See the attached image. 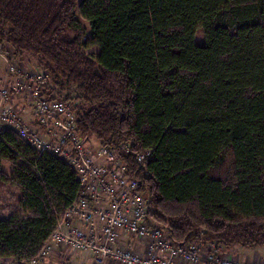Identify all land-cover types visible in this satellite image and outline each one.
I'll return each instance as SVG.
<instances>
[{
  "label": "trees",
  "instance_id": "obj_1",
  "mask_svg": "<svg viewBox=\"0 0 264 264\" xmlns=\"http://www.w3.org/2000/svg\"><path fill=\"white\" fill-rule=\"evenodd\" d=\"M0 46L75 102L78 134L117 150L173 242L264 245V0H0ZM0 188V264L35 257L80 194L11 130Z\"/></svg>",
  "mask_w": 264,
  "mask_h": 264
},
{
  "label": "built area",
  "instance_id": "obj_2",
  "mask_svg": "<svg viewBox=\"0 0 264 264\" xmlns=\"http://www.w3.org/2000/svg\"><path fill=\"white\" fill-rule=\"evenodd\" d=\"M48 73L38 66L16 63L0 46V134L14 131L38 154L56 155L73 168L80 194L58 217L54 230L38 254L26 264L42 262L54 248L67 246L90 251L94 264H199L201 253L209 264H260L224 259L220 246L210 243L185 247L166 230L146 221L147 200L139 181L126 173L114 148L94 146L77 132L75 102L46 93ZM152 149L137 153L142 162ZM133 238L127 245L123 238ZM134 240L142 243L137 251ZM56 247V248H55Z\"/></svg>",
  "mask_w": 264,
  "mask_h": 264
},
{
  "label": "crops",
  "instance_id": "obj_3",
  "mask_svg": "<svg viewBox=\"0 0 264 264\" xmlns=\"http://www.w3.org/2000/svg\"><path fill=\"white\" fill-rule=\"evenodd\" d=\"M130 239H133V238H130ZM130 239L128 238H123L122 240V244L124 245H127L129 242H130ZM134 247L137 251H140L142 249V243L139 242V241H136L134 240ZM61 248V249H60ZM59 249V254H60V257L61 258V261L65 262V259L66 260V264H69L70 262L72 263L74 260V257H73V254L74 252L77 253H83V252H86L87 255L90 256L89 259L87 260H83L81 261V263L79 264H94L93 263V257L91 258L92 256V253L90 251H75L74 252H71L69 247L67 246H61ZM62 249H66L68 250V256H63L62 255ZM221 256L224 258V259H230V258H237V259H240V260H243V261H248V262H252V263H260V264H264V245H260V246H257V247H244V246H239V245H233V246H229V247H226L223 252L221 253ZM73 260V261H72ZM59 260V262H61ZM58 262V261H57ZM58 262V264H59ZM57 264V263H56ZM61 264V263H60ZM74 264V262L72 263ZM77 264V263H75ZM107 264H116L115 262H108ZM176 264H182V261L181 260H178ZM200 264H209L208 262L206 263L203 259L202 261L200 262Z\"/></svg>",
  "mask_w": 264,
  "mask_h": 264
},
{
  "label": "rangeland",
  "instance_id": "obj_4",
  "mask_svg": "<svg viewBox=\"0 0 264 264\" xmlns=\"http://www.w3.org/2000/svg\"><path fill=\"white\" fill-rule=\"evenodd\" d=\"M203 39V36H202V33L197 31L196 34H195V40L196 41H201ZM86 51L88 53H96L98 51V48L97 46H91L90 48H87ZM64 95V94H63ZM95 138L94 136L90 135L89 138H88V143L89 144H94L95 143ZM3 168L8 171L9 170V164L8 163H3ZM13 199L9 196V194H7L6 192V189L5 188H0V215L3 216L4 218L8 217L10 215V211L8 210V206L9 205H12L13 204ZM15 206V204H13ZM149 221L152 222V223H155L154 220L152 219L151 216H149ZM240 246V245H239ZM56 248V247H55ZM60 248V247H59ZM52 249L47 255L46 257L44 258V260H42V262H44L45 264H58L59 260L61 261V258L60 257V254H59V250L61 249ZM71 252H74L73 249H70ZM77 251V250H75ZM62 255L64 256H68L66 254H68V250L66 249H62ZM80 252V251H79ZM73 257H74V264L77 263H81V261L83 260H87L90 258L89 255H87L86 252H83V253H77L74 252L73 254ZM92 258V256H91ZM66 260L65 259V262L61 261L59 262V264H66ZM58 261V262H57ZM72 262V263H73ZM27 263V262H26ZM25 263V264H26ZM71 262L69 264H72Z\"/></svg>",
  "mask_w": 264,
  "mask_h": 264
},
{
  "label": "bare ground",
  "instance_id": "obj_5",
  "mask_svg": "<svg viewBox=\"0 0 264 264\" xmlns=\"http://www.w3.org/2000/svg\"><path fill=\"white\" fill-rule=\"evenodd\" d=\"M126 167V166H125ZM126 173H127V171H126ZM129 175V174H128ZM129 176H134L136 179H137V177L135 176V174L133 175H129ZM138 180V179H137ZM138 190H139V188H138ZM146 205H147V203H146ZM146 221L149 223V224H152V225H154V223H152V222H150L149 221V216H148V213L146 214ZM161 228V227H160ZM163 230H166L165 228H162ZM166 232H167V230H166ZM172 241V240H171ZM173 242V241H172ZM173 243H176V242H173ZM210 243H214L216 246H220L222 249L220 250V252H223V250L225 249L224 248V246H222L221 244H218V243H216V242H207V243H203V242H201V243H195V244H191V245H188V246H186V245H183V244H181V245H183V246H185V247H191V246H201L203 249H207V246H208V244H210ZM176 244H180V243H176ZM205 251H203L202 253H201V260H200V262L202 261V259L204 260V258H205ZM179 260H181L182 261V259H179ZM200 262H199V264H200Z\"/></svg>",
  "mask_w": 264,
  "mask_h": 264
}]
</instances>
